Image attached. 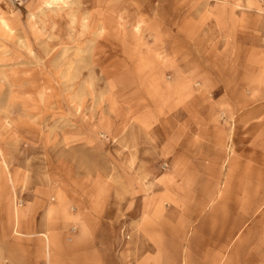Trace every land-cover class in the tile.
Listing matches in <instances>:
<instances>
[{
	"label": "crops",
	"instance_id": "0c3cea01",
	"mask_svg": "<svg viewBox=\"0 0 264 264\" xmlns=\"http://www.w3.org/2000/svg\"><path fill=\"white\" fill-rule=\"evenodd\" d=\"M105 7L132 15L165 69H182L201 88L169 101L164 110L175 120L153 129L154 152L137 159L134 183L120 177L113 194L62 182L25 194L0 229V264H264V60L239 39L255 37L248 22L261 4L111 0ZM225 14L233 26L222 48L212 41L227 31ZM214 63L227 72L210 76ZM177 79L166 86L179 87Z\"/></svg>",
	"mask_w": 264,
	"mask_h": 264
},
{
	"label": "rangeland",
	"instance_id": "374dc122",
	"mask_svg": "<svg viewBox=\"0 0 264 264\" xmlns=\"http://www.w3.org/2000/svg\"><path fill=\"white\" fill-rule=\"evenodd\" d=\"M257 1L248 22L255 37L239 35L256 62L264 60V0ZM106 2L0 0V229L32 190L62 182L113 194L120 177L134 183L137 159L154 152L153 129L175 120L164 110L169 101L201 88L182 69H165L132 15H115ZM224 17L227 31L212 41L222 48L233 26L232 14ZM214 66L210 76L227 72ZM174 76L179 87H167Z\"/></svg>",
	"mask_w": 264,
	"mask_h": 264
},
{
	"label": "built area",
	"instance_id": "2783aa9c",
	"mask_svg": "<svg viewBox=\"0 0 264 264\" xmlns=\"http://www.w3.org/2000/svg\"><path fill=\"white\" fill-rule=\"evenodd\" d=\"M164 166H165L164 168H166V167H167V165H166V164H165Z\"/></svg>",
	"mask_w": 264,
	"mask_h": 264
}]
</instances>
